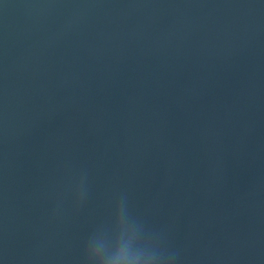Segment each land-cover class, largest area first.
Returning <instances> with one entry per match:
<instances>
[{
  "label": "water",
  "instance_id": "water-1",
  "mask_svg": "<svg viewBox=\"0 0 264 264\" xmlns=\"http://www.w3.org/2000/svg\"><path fill=\"white\" fill-rule=\"evenodd\" d=\"M0 264H264V0H0Z\"/></svg>",
  "mask_w": 264,
  "mask_h": 264
}]
</instances>
